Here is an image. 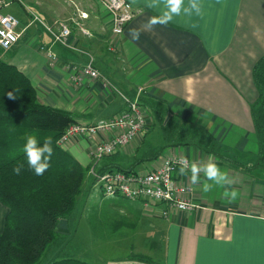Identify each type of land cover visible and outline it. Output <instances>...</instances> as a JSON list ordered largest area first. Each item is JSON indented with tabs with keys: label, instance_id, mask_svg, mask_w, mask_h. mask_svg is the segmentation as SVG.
<instances>
[{
	"label": "crops",
	"instance_id": "crops-1",
	"mask_svg": "<svg viewBox=\"0 0 264 264\" xmlns=\"http://www.w3.org/2000/svg\"><path fill=\"white\" fill-rule=\"evenodd\" d=\"M4 1L8 4L2 11L18 17L21 36L9 50L0 47V60L29 77L41 103L70 111L78 123L96 124L124 109L123 96L154 97L205 127L226 149V157L218 158L196 145L167 146L148 160L147 169L169 153L197 165L213 161L231 184L205 192L203 184L211 181L201 171L194 183L187 171L184 182L199 207L172 209L168 216L158 212L163 205L153 210L141 200H117L112 207L133 228L128 232L130 253L106 264H264V176L232 163H254L259 149L251 105L258 95L253 67L264 56V0H202L201 14L174 15L150 28L146 22L160 15L164 0L151 8L148 0H127L141 12L117 36L111 12L97 0ZM60 19L71 27L67 45L54 42L45 27ZM129 29H137L138 38ZM42 47L57 56L54 64ZM90 57L99 78L82 71ZM147 113L145 130L112 156L94 161L91 155L99 141L118 129L101 130L92 139L75 138L63 147L90 175L94 168H132L147 153V137L154 144L161 134L159 123ZM225 188L237 190V198L230 200ZM8 212L0 201V232ZM63 221L59 226L68 231Z\"/></svg>",
	"mask_w": 264,
	"mask_h": 264
},
{
	"label": "trees",
	"instance_id": "trees-1",
	"mask_svg": "<svg viewBox=\"0 0 264 264\" xmlns=\"http://www.w3.org/2000/svg\"><path fill=\"white\" fill-rule=\"evenodd\" d=\"M253 81L258 91L251 105L259 146L257 159L251 164L232 163L250 174L259 170L264 176V56L254 64ZM140 103L159 123L166 143L153 155L147 152L140 157L132 168L119 166L118 170L135 172V165L157 158L167 146L196 145L218 158L226 157V149L212 133L171 112L165 100L142 95ZM73 123L78 121L70 111L41 103L29 77L0 60V201L9 208L0 232V264H38L55 241L61 220L73 212L88 171L58 143ZM33 133L41 142L49 137L53 142L49 167L42 175L29 167L22 151L26 135ZM46 264L92 263L68 256L53 257Z\"/></svg>",
	"mask_w": 264,
	"mask_h": 264
},
{
	"label": "built area",
	"instance_id": "built-area-1",
	"mask_svg": "<svg viewBox=\"0 0 264 264\" xmlns=\"http://www.w3.org/2000/svg\"><path fill=\"white\" fill-rule=\"evenodd\" d=\"M101 2L112 14V33L121 35L129 23L141 12L127 0H97ZM8 3L0 0V47L7 51L14 46L21 36L18 31L19 19L16 15L3 12L2 8ZM51 33L53 41L67 45L71 35V27L66 21H58L54 27L46 26ZM44 50L49 62L54 64L57 56L51 49ZM82 71L93 77L99 78L100 72L93 65V58L83 66ZM124 109L113 117L100 120L96 124H71L59 139L63 146L75 138H94L101 130L118 129L119 132L97 143L92 151V158L98 161L104 156L114 154L123 146L134 140L138 134L145 130L148 122V113L137 98L123 96ZM187 161V164L183 162ZM190 161L186 156L169 153L163 156L155 165L146 172H124L118 169L107 171L91 170L94 183L101 188L104 196H118L130 200H141L146 208L157 210L162 216H168L169 211L193 210L199 204L191 198V187L185 184L184 178L189 171ZM185 167V173L179 169Z\"/></svg>",
	"mask_w": 264,
	"mask_h": 264
},
{
	"label": "rangeland",
	"instance_id": "rangeland-1",
	"mask_svg": "<svg viewBox=\"0 0 264 264\" xmlns=\"http://www.w3.org/2000/svg\"><path fill=\"white\" fill-rule=\"evenodd\" d=\"M18 4L20 3L15 1V6H19ZM27 6L30 7V4L27 3ZM59 21L64 20L60 19ZM136 98L140 102V99ZM156 126L152 131L157 133ZM155 139L157 140L152 144L150 137H147L148 145L150 143V145H153L147 146L145 150L149 154L160 150L163 144L166 143L161 134L157 138L154 137ZM167 151H171V148ZM149 162L142 161L138 164H141V166L138 167L135 165L137 167L136 171L146 172ZM91 175L86 172L82 194L78 197L73 212L61 220V222L64 220L63 223H67L69 230L67 231L63 225L59 226L55 241L42 255L38 264H46L53 257L68 256L77 257L92 264H106L107 261L126 257L130 253L128 238H132V236L128 235V232H132L133 228L128 227L123 216L118 215L117 210L112 207L117 200L126 202L124 201L126 198L104 196L101 188L93 182L94 178Z\"/></svg>",
	"mask_w": 264,
	"mask_h": 264
},
{
	"label": "clouds",
	"instance_id": "clouds-1",
	"mask_svg": "<svg viewBox=\"0 0 264 264\" xmlns=\"http://www.w3.org/2000/svg\"><path fill=\"white\" fill-rule=\"evenodd\" d=\"M157 4V0H148V7H154ZM160 15L153 16L146 22V27L150 28L153 24L167 23L170 21L174 15H199L202 12V0H164L163 4L160 5ZM131 37L133 39L138 38L139 31L137 29H129ZM9 96L13 93L9 92ZM22 151L26 157L27 163L30 168L33 169L36 175H42L44 171L49 167L48 161L51 158L53 152V142L52 139L46 138L43 142L40 141L36 134H28L25 137V143L23 145ZM187 164V161L183 162ZM15 172H19V168L13 169ZM189 170L191 173V180L195 183L200 177L199 173L202 171L207 181L203 184V190L205 192L209 191L213 185L225 186L231 184L227 173L222 170L217 163L209 161L206 164L197 165L196 163H191L189 165ZM180 173H185V167L179 169ZM224 194L230 199L235 200L238 196V192L235 189L229 190L225 188Z\"/></svg>",
	"mask_w": 264,
	"mask_h": 264
}]
</instances>
